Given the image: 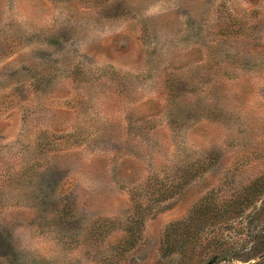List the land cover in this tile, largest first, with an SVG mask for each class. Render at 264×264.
Wrapping results in <instances>:
<instances>
[{
  "label": "rangeland",
  "instance_id": "rangeland-1",
  "mask_svg": "<svg viewBox=\"0 0 264 264\" xmlns=\"http://www.w3.org/2000/svg\"><path fill=\"white\" fill-rule=\"evenodd\" d=\"M0 264H264V0H0Z\"/></svg>",
  "mask_w": 264,
  "mask_h": 264
},
{
  "label": "trees",
  "instance_id": "trees-1",
  "mask_svg": "<svg viewBox=\"0 0 264 264\" xmlns=\"http://www.w3.org/2000/svg\"><path fill=\"white\" fill-rule=\"evenodd\" d=\"M246 199L249 200V199H250V196L247 195ZM246 199H245V201H246ZM170 226H171V224H170ZM168 228H169V227H168ZM171 249H172V248H170V250H171ZM227 258H228V257H227ZM214 261H215L214 259H211L210 263H212V262H214Z\"/></svg>",
  "mask_w": 264,
  "mask_h": 264
}]
</instances>
